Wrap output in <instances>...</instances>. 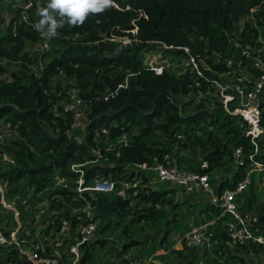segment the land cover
<instances>
[{
  "label": "trees",
  "instance_id": "1",
  "mask_svg": "<svg viewBox=\"0 0 264 264\" xmlns=\"http://www.w3.org/2000/svg\"><path fill=\"white\" fill-rule=\"evenodd\" d=\"M7 1L28 7L11 8L5 20L0 5L2 198L14 200L17 211H23L21 201L35 206L48 200L42 223H49L45 232H58L64 221L72 229L83 221L87 206L100 208L111 202L121 183L138 181L126 191L108 226L94 217L99 221L97 238L82 247V263L126 264L131 250L133 258L144 259L165 249L175 264H196L200 258L196 249H174L168 233L173 230L181 239L192 228L207 224L211 247L203 248V256H213L218 264H257L250 253L259 256L261 246L228 245L229 215L221 216L208 200L196 216L195 211H178L186 203L194 210L199 194L175 202L171 190L153 189L133 165L150 166L153 158L168 155L179 167L207 174L220 196L244 180L252 167L250 155L264 162V85L259 103L262 133L255 138L247 135L251 127L242 116L233 113L236 102H230L226 111L214 86V81L232 80L250 90L260 82L264 69L255 62L264 64V0H114L103 14L90 16L79 27L65 24L50 40L33 27L48 0ZM134 29L137 33L132 35ZM112 35L128 36L131 43L111 41ZM43 41H48V48L35 51ZM157 49L173 65L161 74L144 63L145 54ZM73 91L84 101L85 120L83 134L71 131L69 136L73 115L63 110V104ZM199 93L202 97L197 99ZM185 97L189 100L182 101ZM238 148L243 165L228 174ZM80 164L85 165V185L104 179L113 183L114 191L79 195L73 182L77 175L69 168ZM217 174L222 179H214ZM258 174L255 179L250 172L249 184L236 194L235 203L241 215L257 214V230L264 236V199L258 202L264 171ZM56 175L68 180L67 188L56 186ZM7 211L9 226L13 215ZM52 211L54 215L49 214ZM19 218L23 221L26 215ZM161 222L171 227L160 233L156 227ZM113 232L118 238L111 242L105 234ZM0 264L31 263L0 247Z\"/></svg>",
  "mask_w": 264,
  "mask_h": 264
},
{
  "label": "built area",
  "instance_id": "2",
  "mask_svg": "<svg viewBox=\"0 0 264 264\" xmlns=\"http://www.w3.org/2000/svg\"><path fill=\"white\" fill-rule=\"evenodd\" d=\"M28 5H24L23 8H27ZM117 7V6H116ZM118 8V7H117ZM253 10L251 11V13ZM252 18V16H251ZM6 20V19H5ZM128 32V31H127ZM132 35L137 33V30L130 31ZM111 41H119L123 45L131 43V38L128 36H114L110 37ZM48 48V41H43L42 44L35 47V51H45ZM187 51V49H185ZM154 53V52H153ZM148 56L145 55L144 63L155 72V74H161L164 67L173 66L167 61L160 62V64L152 63L149 61ZM160 54V53H159ZM193 67L197 70V74L201 75L197 66L194 64V60L191 59ZM255 66L257 68L264 69V64L261 61H256ZM221 78L223 76H220ZM223 83L221 81H214V86L219 91V96L223 103V108L229 111V103L236 102V108L233 110L234 114L242 116L244 121L251 127L247 135H251L252 138L257 137L262 133V129L259 130V122L261 117L260 92L264 85V73L260 77V82L250 90L245 87L234 83L232 80ZM230 91V92H229ZM232 92V93H231ZM202 94L199 93L197 99L201 98ZM63 110L73 115V124L67 134L72 136L71 131L78 132L82 135V129L84 127V101L76 96V93L70 95L69 102L63 104ZM102 132H105L104 130ZM6 137L10 138V134L6 132ZM256 152V149H255ZM4 159V158H3ZM248 159L251 161V169L247 173L243 181L237 184L235 190H225L220 196L214 193L213 187L209 182V176L200 172L194 171L189 167L182 168L177 165L174 158H170L168 155L163 160L155 157L153 158V164L148 166L146 164H135L133 170L143 172L148 177V182L151 187L154 185L166 186L171 183L177 186V195L174 201L179 202L183 199L182 195L192 196L205 194L208 202L221 211V216L229 215L230 221L226 223L227 232L229 235L228 245L231 248L249 244L250 242L261 246L262 252L259 256L263 255L261 259H264V236L258 233L257 225L258 218L241 215L238 212V207L235 203L236 194L242 192L249 184V174L264 171V162L254 161L253 155H250ZM6 160V159H4ZM92 161L90 163H94ZM243 165V153L241 149H236L233 153V159L231 162L230 170L226 171L228 174L234 172L237 168ZM84 164L71 165L69 168L70 173L77 175L73 178L76 186L74 190L81 195L83 192H101L111 193L114 191L113 183L108 180L100 179L94 180L92 185H85L84 180ZM207 168L206 162H201V169ZM219 179H222L220 176ZM54 181L56 186L60 188L68 187V180L58 175L55 176ZM138 181L134 184L123 182L120 189L116 192V195H120L123 199H126V191L129 187H137ZM136 194V192H134ZM3 190L0 188V204L2 209L0 210V247H7L16 251L19 258L28 261L31 264H84L81 262L83 249L82 247L88 245L97 238L96 229L99 224L98 220L94 219V215L91 210L95 207L87 206L84 209L85 218L83 221L74 228H71L69 222H62L58 232L52 230L46 231L49 223H42V218L46 216L48 211L49 202L44 200L42 202L33 205H26L25 201H21L23 211H19L20 214L26 215L25 220H17V210H15V201H6L2 198ZM57 198V196H53ZM5 209V210H3ZM7 210H10L13 215V222L6 224L7 221L4 215ZM50 215H54V212H50ZM252 218V219H249ZM255 222V224L253 223ZM257 230V233H256ZM181 246L186 248L203 249L211 247L210 235L207 233V224H201L200 226L192 228L187 234L181 238ZM47 249L50 251L47 252ZM252 259L255 258L259 261L258 255L254 252L250 253ZM126 264H153L154 257H147L144 259L133 258L132 255H126ZM224 264V263H221Z\"/></svg>",
  "mask_w": 264,
  "mask_h": 264
},
{
  "label": "rangeland",
  "instance_id": "3",
  "mask_svg": "<svg viewBox=\"0 0 264 264\" xmlns=\"http://www.w3.org/2000/svg\"><path fill=\"white\" fill-rule=\"evenodd\" d=\"M0 5H1L2 9H3L2 10L3 19H6V20L9 17V11H10L11 8H13V9L23 8V5L21 3L14 4V5H11L10 6L9 5V1H7V0H0ZM157 51H158V49L149 56V58H148L149 61H152V63H155V64H160V62L167 61L166 59H164V57L162 55L159 54L160 52H157ZM145 55L148 56L149 53H146ZM168 63L171 64L170 62H168ZM62 87H63L62 90L65 91V88H64L65 87V84L64 83L62 84ZM67 91H70V90H67ZM181 100L182 101H188L189 100V97L181 98ZM84 120H83V122H84ZM258 173L259 172H256L255 175H253L255 179L258 178V175H259ZM219 177H220V175L217 174V175L214 176V179H217ZM176 188H177V186H175V185H173L171 183H168L166 186H163V185H154L153 186V189H155V190H160V189L161 190H168V191L171 190V193L170 194L172 195L173 200L175 199V197H178V195L176 194L177 193V189ZM258 192H259L258 193L259 194L258 195V202H260V201H262L264 199V178H263V181L260 182V184H259V191ZM182 197H183V199H182L183 201L184 200H187V195H182ZM197 197H200V199H202V200H200V199L197 200V202H196L197 203V206L194 207V210L192 208H189L188 209V204L187 203L184 204L181 207H178L177 210L178 211H183V212L186 211V210H188V211H195L194 212V216H196L199 208L200 207H203L204 202L207 200V196L205 194H200ZM182 200L180 199L179 202H181ZM201 201H202V203H201ZM194 202H195V200H193L192 203L194 204ZM20 215H21L20 212L17 211L16 219L19 220V221H20V218H19ZM247 215L253 216V217L255 216V217L258 218V216H257L256 213H248ZM249 219H252V218H249ZM179 222H181V223L184 222V218H181ZM190 223H191V221H190ZM253 223L255 224V222H253ZM170 227H171V225H166V224H164V222H161L156 227V229H158V231H160V233H162L163 231H167V229L170 228ZM145 235L151 236L152 235V232L149 233L148 231H145ZM105 236H106V239L110 240L111 242H114L118 238L117 232H113V234L106 233ZM180 237L181 236H179V234H177V233H174L173 230H171L168 233V241H173L174 249H176V250H180V249L182 250L183 248L186 249V247L184 245L181 246V243H180L181 239H180ZM149 243H151V242H149ZM164 246L166 247V245H164ZM203 252H204L203 249H196V254L198 255V257H200V258H198V261H197L196 264H218V263H214V261L211 260V258L213 256H211V258H207V257L203 256ZM131 253H132V250L128 254L130 255ZM188 253H190V251H187V250L184 251V254H188ZM134 254H136V252ZM165 254H166L165 249H159L157 251V253L155 254L156 257L154 256V262H153V264H175V261L170 258V255H165ZM261 257H263V255H261V256L258 257V259H259L260 262H257V260H255V258H254V262L256 261L257 264H264V260L261 259ZM114 261H117V260L114 259Z\"/></svg>",
  "mask_w": 264,
  "mask_h": 264
},
{
  "label": "clouds",
  "instance_id": "4",
  "mask_svg": "<svg viewBox=\"0 0 264 264\" xmlns=\"http://www.w3.org/2000/svg\"><path fill=\"white\" fill-rule=\"evenodd\" d=\"M113 6L114 0H48L46 6L39 9L40 19L33 27L42 38L50 40L65 24L82 26L90 16L103 14Z\"/></svg>",
  "mask_w": 264,
  "mask_h": 264
},
{
  "label": "water",
  "instance_id": "5",
  "mask_svg": "<svg viewBox=\"0 0 264 264\" xmlns=\"http://www.w3.org/2000/svg\"><path fill=\"white\" fill-rule=\"evenodd\" d=\"M261 126H259V130H261ZM122 197L120 195H115L114 199L101 206L100 208L92 209L91 212L94 216L102 219L104 221V226H108L110 224V216L113 214L115 209L120 205L122 202Z\"/></svg>",
  "mask_w": 264,
  "mask_h": 264
},
{
  "label": "crops",
  "instance_id": "6",
  "mask_svg": "<svg viewBox=\"0 0 264 264\" xmlns=\"http://www.w3.org/2000/svg\"><path fill=\"white\" fill-rule=\"evenodd\" d=\"M156 262V261H155Z\"/></svg>",
  "mask_w": 264,
  "mask_h": 264
}]
</instances>
